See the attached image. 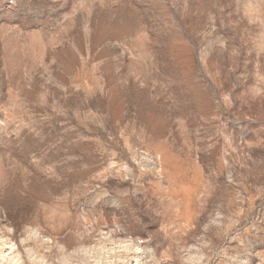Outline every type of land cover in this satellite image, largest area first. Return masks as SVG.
Masks as SVG:
<instances>
[{
    "label": "rangeland",
    "instance_id": "1",
    "mask_svg": "<svg viewBox=\"0 0 264 264\" xmlns=\"http://www.w3.org/2000/svg\"><path fill=\"white\" fill-rule=\"evenodd\" d=\"M0 264H264V0H0Z\"/></svg>",
    "mask_w": 264,
    "mask_h": 264
}]
</instances>
